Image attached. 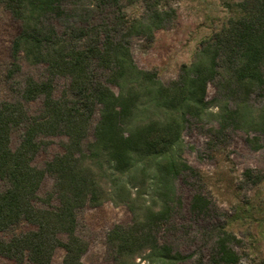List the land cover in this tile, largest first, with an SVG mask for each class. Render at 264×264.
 <instances>
[{
    "label": "trees",
    "instance_id": "obj_1",
    "mask_svg": "<svg viewBox=\"0 0 264 264\" xmlns=\"http://www.w3.org/2000/svg\"><path fill=\"white\" fill-rule=\"evenodd\" d=\"M121 1L0 0L21 22L11 73L20 70L21 56L45 64L48 73L46 79L26 77L21 98L0 103V233L23 221L35 226L8 240L0 237V256L15 264H53L59 248L65 251L62 264H85L89 243L77 234L78 212L108 200L132 213L129 224H115L107 234L115 264L186 261L191 254L160 242L159 234L181 208L178 178L201 177L183 157L187 124L216 120L218 133L264 134V101L253 103L264 97V0H242L247 15L229 19L205 39L169 83L136 63L130 41L154 40L176 16L172 0H137L146 9L138 17L127 16ZM58 77H67L69 85L57 97ZM211 83L217 95L208 99ZM37 100L42 108L30 114L28 104ZM21 127L13 149L11 133ZM59 134L67 136L63 153L45 168L33 165L44 144L40 137ZM46 174L54 177V188L40 197ZM53 198L56 206L50 205ZM211 207L203 192L194 193L193 213L208 214ZM240 243L218 227L211 259L238 264Z\"/></svg>",
    "mask_w": 264,
    "mask_h": 264
},
{
    "label": "rangeland",
    "instance_id": "obj_2",
    "mask_svg": "<svg viewBox=\"0 0 264 264\" xmlns=\"http://www.w3.org/2000/svg\"><path fill=\"white\" fill-rule=\"evenodd\" d=\"M127 16L138 17L145 13V5L137 0H122ZM242 0H172L176 9L174 20L156 32L154 40L135 36L130 41L136 63L143 69L155 70L164 83L179 75L183 64H191L202 42L216 32L229 19L247 15ZM111 14V10L108 12ZM64 29L63 20L58 22ZM21 22L12 13L0 7V103L21 98L26 77L46 79V65H32L22 56L21 68L11 73L13 67L12 41L19 33ZM98 74L101 70H97ZM69 85L67 77L55 80V96H60ZM217 95L215 84L208 87V99ZM264 97L254 100L260 105ZM42 108L41 100L28 104L30 114ZM217 107L213 108L216 111ZM216 120L198 122L191 120L183 132L185 160L200 173L201 177L180 176L176 182L182 205L172 221L159 234L160 242H167L183 254H191L179 264H217L212 259L218 227H225L241 240L235 246L240 253L238 264H263L264 261V134L242 129H228L218 133ZM24 128L11 133V147L15 149L22 138ZM42 148L33 165L45 168L46 163L63 153L67 136L64 134L41 136ZM92 140V135L88 138ZM251 170V174L247 173ZM259 176L260 180L257 179ZM54 177L46 174L38 191L40 197L53 191ZM0 186L1 182H0ZM203 192L211 201L208 214L197 215L190 209L195 192ZM44 206L42 200L36 202ZM58 200L53 198L52 206ZM132 213L124 203L111 200L101 205H86L78 212L77 234L89 243L83 255L85 264H115L107 246V234L115 224H129ZM35 226L27 221L14 225L0 237L8 240L13 235L27 232ZM65 251L57 249L53 264H62ZM136 263L152 264L136 258ZM0 264H15L10 257L0 256Z\"/></svg>",
    "mask_w": 264,
    "mask_h": 264
}]
</instances>
